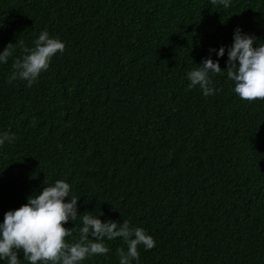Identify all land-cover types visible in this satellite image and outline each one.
Masks as SVG:
<instances>
[{
  "label": "trees",
  "instance_id": "1",
  "mask_svg": "<svg viewBox=\"0 0 264 264\" xmlns=\"http://www.w3.org/2000/svg\"><path fill=\"white\" fill-rule=\"evenodd\" d=\"M237 28L264 43V0H0V53L19 41L0 63V135L15 134L0 224L64 180L80 198L69 243L88 212L154 238L132 264H264V101L241 100L226 72L210 74L214 95L188 88L206 58L226 71ZM44 30L65 51L31 87L8 83ZM104 243L82 264H119L123 238Z\"/></svg>",
  "mask_w": 264,
  "mask_h": 264
},
{
  "label": "clouds",
  "instance_id": "2",
  "mask_svg": "<svg viewBox=\"0 0 264 264\" xmlns=\"http://www.w3.org/2000/svg\"><path fill=\"white\" fill-rule=\"evenodd\" d=\"M210 2L224 8L231 4V0ZM233 41L227 50L226 71L221 70L218 60L214 62L210 57L206 58L202 61L203 66H196L187 74L188 88L199 86L205 97L214 95L217 90L212 87L210 74L226 72L228 79L234 82V93L241 100L249 103L264 101V43L258 45L254 36L243 34L240 28L235 29ZM16 45L9 43L6 46L0 53V63H7ZM34 45L33 48H23L25 54L13 63L8 83L20 79L31 87L40 74L48 70L53 57L62 54L66 47L59 38L50 37L47 30L39 34ZM216 54L222 58L225 48L221 47ZM14 141L15 134L5 132L0 135V146ZM70 191L69 183L57 180L54 185L43 187L38 195L30 196L19 209L5 213L0 224V260L7 264H21L18 253L23 252L28 264H82L92 256L109 253L105 239L123 238L127 251L117 249L119 264H132L140 259L139 246L145 250L155 247L154 238L145 229L130 226L128 220H123L122 224L102 222L88 212L79 215L82 217L79 240L69 243L67 238L73 235L74 228L67 229L64 225L77 219L80 199L71 196ZM66 197H70V202L65 203Z\"/></svg>",
  "mask_w": 264,
  "mask_h": 264
}]
</instances>
